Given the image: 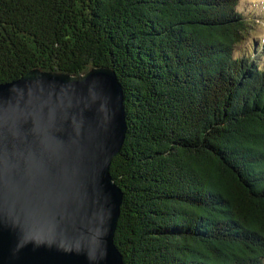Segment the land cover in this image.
<instances>
[{"label": "trees", "instance_id": "trees-1", "mask_svg": "<svg viewBox=\"0 0 264 264\" xmlns=\"http://www.w3.org/2000/svg\"><path fill=\"white\" fill-rule=\"evenodd\" d=\"M237 5L0 0V83L106 67L122 86L124 264H264V36L244 42Z\"/></svg>", "mask_w": 264, "mask_h": 264}, {"label": "water", "instance_id": "water-1", "mask_svg": "<svg viewBox=\"0 0 264 264\" xmlns=\"http://www.w3.org/2000/svg\"><path fill=\"white\" fill-rule=\"evenodd\" d=\"M126 132L110 68L0 83V264H124L109 169Z\"/></svg>", "mask_w": 264, "mask_h": 264}, {"label": "rangeland", "instance_id": "rangeland-1", "mask_svg": "<svg viewBox=\"0 0 264 264\" xmlns=\"http://www.w3.org/2000/svg\"><path fill=\"white\" fill-rule=\"evenodd\" d=\"M237 8L254 22L250 28L251 34L249 33V36H247L248 41L245 40L244 42L248 44L251 42V38L264 36V0H238ZM246 44L242 45L241 49ZM260 58L263 62L264 56Z\"/></svg>", "mask_w": 264, "mask_h": 264}]
</instances>
